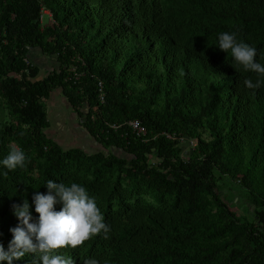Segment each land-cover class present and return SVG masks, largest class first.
Wrapping results in <instances>:
<instances>
[{
	"label": "trees",
	"instance_id": "obj_1",
	"mask_svg": "<svg viewBox=\"0 0 264 264\" xmlns=\"http://www.w3.org/2000/svg\"><path fill=\"white\" fill-rule=\"evenodd\" d=\"M221 31L260 60L264 0H0V158L28 156L0 170L5 250L12 205L38 216L50 178L85 184L110 226L61 250L76 264H264V87H246L257 74L232 65ZM36 50L54 65L44 77ZM60 90L101 151L49 138Z\"/></svg>",
	"mask_w": 264,
	"mask_h": 264
},
{
	"label": "clouds",
	"instance_id": "obj_2",
	"mask_svg": "<svg viewBox=\"0 0 264 264\" xmlns=\"http://www.w3.org/2000/svg\"><path fill=\"white\" fill-rule=\"evenodd\" d=\"M217 39L218 47L232 57V65L236 69L257 74L255 81L251 78L245 80L246 87H264V63L261 62L264 54L258 60V49L239 38L237 31H221ZM27 160L28 156L22 148L11 147L7 155L0 158V170L22 168ZM4 174L7 175V172ZM44 186L47 194L37 191L33 195L38 216L34 217L32 203L27 198L22 204L12 205L13 215L19 223L10 229L13 238L8 249L5 250L0 243V264H17L26 255H31V264H76L72 255L61 250L76 249L95 236L104 235L107 238L110 226L98 206L97 198L90 194L85 184L75 180L57 182L49 178ZM57 205L61 207L57 209ZM82 260L83 264H102L94 256Z\"/></svg>",
	"mask_w": 264,
	"mask_h": 264
},
{
	"label": "rangeland",
	"instance_id": "obj_3",
	"mask_svg": "<svg viewBox=\"0 0 264 264\" xmlns=\"http://www.w3.org/2000/svg\"><path fill=\"white\" fill-rule=\"evenodd\" d=\"M46 17L45 21H47ZM33 57L34 61L39 63L42 67L41 77H44L49 72L48 70H51L52 67H54L50 60L43 58L39 50L34 52ZM58 110H62L64 113L68 114L60 116V113H57ZM47 113L50 123L54 124V130L52 134L55 137V140H57L63 146V148H80L88 153H96L103 149L102 146L100 147V145L96 143L94 138L90 140L89 137H85V128L80 125L78 115L72 111L61 90L55 91L47 103ZM235 195H238L237 191H233L232 196ZM236 211L240 215L245 214V210H242L239 206L237 207Z\"/></svg>",
	"mask_w": 264,
	"mask_h": 264
},
{
	"label": "crops",
	"instance_id": "obj_4",
	"mask_svg": "<svg viewBox=\"0 0 264 264\" xmlns=\"http://www.w3.org/2000/svg\"><path fill=\"white\" fill-rule=\"evenodd\" d=\"M58 112L60 113V116H63L64 114H66V115L68 114V113H64L62 110H61V111L58 110L57 113H58ZM53 130H54V124H51V126H50V128H49L47 134H48V136H49L50 139H52V140L55 141V137H54L53 134H52V133H53ZM85 135H86L85 137H87V138L89 137V139L92 140V138L90 137V135L88 134L87 131H86ZM56 141H57V140H56ZM57 142H58V141H57ZM58 143H59V142H58ZM59 144H60V143H59ZM100 147H101V145H100Z\"/></svg>",
	"mask_w": 264,
	"mask_h": 264
},
{
	"label": "built area",
	"instance_id": "obj_5",
	"mask_svg": "<svg viewBox=\"0 0 264 264\" xmlns=\"http://www.w3.org/2000/svg\"><path fill=\"white\" fill-rule=\"evenodd\" d=\"M44 13L49 14L51 16V13H49V12H44ZM131 125L134 128V130L137 131L138 134L145 133L144 128L141 127V125L138 121L131 123Z\"/></svg>",
	"mask_w": 264,
	"mask_h": 264
}]
</instances>
